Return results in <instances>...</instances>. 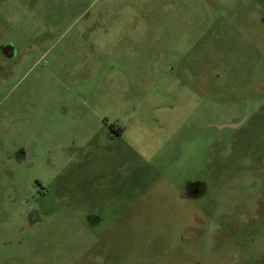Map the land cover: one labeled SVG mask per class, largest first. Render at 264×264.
I'll return each instance as SVG.
<instances>
[{
    "label": "rangeland",
    "instance_id": "rangeland-1",
    "mask_svg": "<svg viewBox=\"0 0 264 264\" xmlns=\"http://www.w3.org/2000/svg\"><path fill=\"white\" fill-rule=\"evenodd\" d=\"M258 195L264 0H0V264H264Z\"/></svg>",
    "mask_w": 264,
    "mask_h": 264
},
{
    "label": "flooded vegetation",
    "instance_id": "flooded-vegetation-1",
    "mask_svg": "<svg viewBox=\"0 0 264 264\" xmlns=\"http://www.w3.org/2000/svg\"><path fill=\"white\" fill-rule=\"evenodd\" d=\"M2 51H5L3 49ZM242 124L233 125L231 128L233 129H239ZM100 128L102 130L101 134L106 137L108 140L116 141L118 139L122 138V135L124 134L123 131L120 128H116L115 124H112L107 121V118H103V120L100 122ZM24 154V151H21V154ZM204 194L203 191V184L200 182H192V181H186L183 184L182 191L180 193V196L182 199L189 200V199H200ZM259 196V195H258ZM253 209L251 208L252 215L264 213V201L260 199L259 197L253 198Z\"/></svg>",
    "mask_w": 264,
    "mask_h": 264
}]
</instances>
